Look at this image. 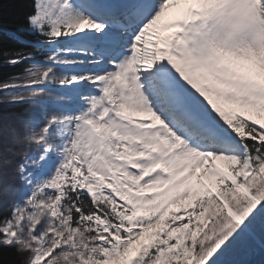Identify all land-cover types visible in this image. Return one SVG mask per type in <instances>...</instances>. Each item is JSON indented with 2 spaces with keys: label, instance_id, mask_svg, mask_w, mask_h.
<instances>
[{
  "label": "snow or ice",
  "instance_id": "6c2138e0",
  "mask_svg": "<svg viewBox=\"0 0 264 264\" xmlns=\"http://www.w3.org/2000/svg\"><path fill=\"white\" fill-rule=\"evenodd\" d=\"M16 2L0 264H264V0Z\"/></svg>",
  "mask_w": 264,
  "mask_h": 264
},
{
  "label": "trees",
  "instance_id": "16d2710c",
  "mask_svg": "<svg viewBox=\"0 0 264 264\" xmlns=\"http://www.w3.org/2000/svg\"><path fill=\"white\" fill-rule=\"evenodd\" d=\"M25 9L22 4L16 2V0H5L4 8L2 10L3 22L0 24V42H3L6 46H20V42L28 40L26 34L21 30V26L24 23ZM18 68L4 69L3 75L7 76L18 72ZM26 106L17 107L15 109H7L6 111H22V108ZM5 259L11 260L16 258L23 261L25 256H20L11 249H5Z\"/></svg>",
  "mask_w": 264,
  "mask_h": 264
},
{
  "label": "rangeland",
  "instance_id": "374dc122",
  "mask_svg": "<svg viewBox=\"0 0 264 264\" xmlns=\"http://www.w3.org/2000/svg\"><path fill=\"white\" fill-rule=\"evenodd\" d=\"M255 259L259 260V259H261V258H260V257H256Z\"/></svg>",
  "mask_w": 264,
  "mask_h": 264
}]
</instances>
